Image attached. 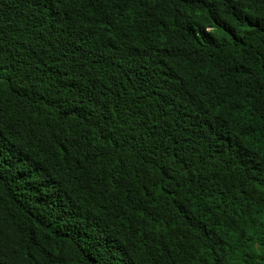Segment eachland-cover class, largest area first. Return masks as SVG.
<instances>
[{"label":"trees","instance_id":"trees-1","mask_svg":"<svg viewBox=\"0 0 264 264\" xmlns=\"http://www.w3.org/2000/svg\"><path fill=\"white\" fill-rule=\"evenodd\" d=\"M0 264H264V0H0Z\"/></svg>","mask_w":264,"mask_h":264}]
</instances>
